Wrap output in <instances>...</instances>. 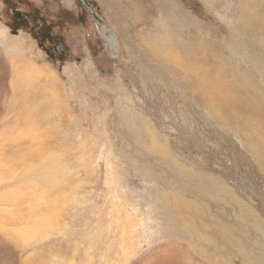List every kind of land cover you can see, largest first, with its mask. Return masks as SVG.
<instances>
[{"label":"rangeland","instance_id":"obj_1","mask_svg":"<svg viewBox=\"0 0 264 264\" xmlns=\"http://www.w3.org/2000/svg\"><path fill=\"white\" fill-rule=\"evenodd\" d=\"M158 1L164 8L174 2L191 18L189 28L167 13L155 24L158 33L171 36L167 41L173 43L172 48L189 44L184 47L190 50L180 57L172 50L167 65L162 57L137 47L135 27L128 17L131 10L122 0H0V28L11 38L29 36L36 50L47 56L38 58L34 53V57L50 63L65 84L72 122L63 131L94 140L91 156L84 159L88 175L83 178L86 185L93 184L91 198L97 206L104 203L110 181L114 204L132 227V262L149 247L155 250L172 243H183L204 263L209 261L202 255L206 253L197 251L194 239L185 240L167 221L156 202L167 193L170 200H182L178 205L171 203L174 208L181 209L186 201L195 207L196 213L185 214L207 226L200 233L218 245L207 252L216 264L248 263L235 245L259 264L254 258L264 254V136L256 138L250 125L259 122L264 133V66L260 62L264 61V0ZM111 23L119 31L112 55L101 30L104 26L112 34ZM147 26L140 22V38L149 39ZM158 43L159 39L153 49H170L165 43L159 48ZM181 61L187 74L179 70ZM199 80L202 87L196 86ZM201 90L204 93H196ZM210 97L220 101V111L211 107ZM68 163L75 164L72 156ZM183 172L211 181L209 188L186 180L179 174ZM204 188L208 191L203 192ZM237 202L244 206L240 208ZM148 211L153 218L149 239L138 235L147 228ZM86 215L69 225L66 245L75 239L87 244L82 231ZM223 226L238 243L232 245L231 237L228 243L220 242L217 230ZM155 238L159 241L151 246ZM62 243L52 241L36 248L46 258ZM66 245L59 250L61 255L65 249L69 254ZM110 251V243L102 242L94 264H110ZM81 259L80 254L75 257L77 262ZM260 260L264 264V258Z\"/></svg>","mask_w":264,"mask_h":264},{"label":"bare ground","instance_id":"obj_2","mask_svg":"<svg viewBox=\"0 0 264 264\" xmlns=\"http://www.w3.org/2000/svg\"><path fill=\"white\" fill-rule=\"evenodd\" d=\"M122 1L138 14L137 17L135 16L136 28L140 26L142 15L145 21L147 20L145 22L142 18L144 23H141L144 27L150 24V27L145 28L146 31L149 28V39H146L144 35L142 38L146 41H142L138 32L135 35V42L139 49L143 48L149 54L162 57L164 63L170 61L168 57H172V50L178 51V57L190 50L188 46L184 47L189 45L188 43L183 44L184 48L180 47L183 48L182 50L178 47L172 48L173 43L167 41L170 35L160 36L157 32L159 30L155 24L165 13L171 20V16H175L178 22L186 27L191 26L190 15L185 14L182 9L173 4L174 2H170L164 8L158 0L150 3L145 0ZM250 18L252 21L257 20L254 16ZM101 30L104 42L106 46H110L109 52L112 55V51L117 50L115 36L113 32L110 34L104 26ZM158 35L159 48H162L165 43L170 49L167 46L165 51L153 49L156 48L153 45L158 40ZM201 44L206 47L205 44ZM204 47L201 49L204 50ZM198 51L200 52L199 48ZM34 53L38 58H42L29 36L19 34L16 38H11L4 29L0 28V264H94L97 248L104 241L110 243V256H107V260L111 261L110 264H119V261H123V264H216L214 258L207 252L216 250L218 245L209 235L200 233V229L207 226L201 220H193L185 214V211L196 213L195 207L186 201L181 209L174 208L171 203L178 205L182 200L177 197L170 200L167 193H162L156 199L164 216L168 218L167 221L185 240L194 239L197 251L206 253L202 255L209 257V261L204 263L183 243H172L171 246L155 250H150L149 247L138 261L132 262L133 243L129 239L132 227L124 221L123 210H119L114 204L110 181L106 185L108 192L105 193L104 203L97 206L91 198L93 184L86 185V180L83 178V174L88 175L84 168V159L91 156L95 145L90 142L94 140L89 135L81 139L77 133L71 135L63 131L64 126L72 122V115L69 114L67 106L68 91L50 63L39 62L34 57ZM206 54L203 53V56H207ZM260 62L264 66V61ZM175 67L181 68L179 70L183 75L188 73L182 61L179 68L177 65ZM203 84L201 81L196 83V86L202 87ZM200 92L204 93L202 90L196 93ZM209 102L217 112L221 110L220 101L217 98L210 97ZM98 119L96 118V124H99ZM250 128L256 138L264 136L259 122L254 121ZM74 139L77 140L76 144H73ZM261 150L263 152V149ZM256 153L259 154L260 151ZM68 156L73 157L74 165L68 163ZM95 161L96 156L94 163ZM179 174L186 180L199 184L200 187L207 185L209 188L211 183L190 173ZM178 189L186 193L185 189L181 187ZM224 190V195H227L228 191ZM206 191L208 189L204 188L203 192ZM239 206L241 208L244 205L239 203ZM97 209L99 211L96 213ZM84 212L87 215L82 220V231L86 232L87 244L83 245L75 239L70 245H66L70 236L69 225ZM145 215L144 223L147 228L145 231H139L138 235H144L149 239L153 236L149 225L153 222V218L149 211ZM107 224L109 225L106 226ZM217 232L220 242L228 243L227 240L231 236L228 237L224 226L219 227ZM168 235L169 233L166 234ZM230 239H233L230 241L232 245L238 243L235 238ZM52 241L63 243L54 248L45 258L36 247H45ZM157 241L159 238H155L151 246ZM63 244L67 246L69 254L66 253V249L63 255L60 254L59 250ZM235 246L244 263L257 264L256 261H250L239 245ZM78 254L82 256L79 262L75 260ZM263 258L264 254L255 257L254 260H258L260 264V259Z\"/></svg>","mask_w":264,"mask_h":264},{"label":"crops","instance_id":"obj_3","mask_svg":"<svg viewBox=\"0 0 264 264\" xmlns=\"http://www.w3.org/2000/svg\"><path fill=\"white\" fill-rule=\"evenodd\" d=\"M152 2V1H151ZM160 2V1H159ZM149 3H150V1H149ZM126 9H129V7H128V5H126ZM131 10V13L129 14V18L131 19V22H132V27H135L134 29H133V35H134V37H135V35H137L138 33V30L139 29H137L136 28V18L134 17V15H133V13H132V9H130ZM133 15V16H132ZM131 16H132V18H131ZM143 19H144V17H143V15L141 16ZM143 19H140V21L142 22V20ZM112 24V23H111ZM112 26V28H111V31L113 32V35L116 37V39H118V36H119V31H118V29L116 28V26L115 25H111ZM147 27H149V26H147ZM148 30H149V28H148ZM160 33V36H161V32H159ZM157 38L159 39V35L157 36ZM140 49H142V50H144L145 51V49H143V48H140ZM39 53H40V55H41V57H44V56H46L45 55V53L43 52V50H40L39 51ZM44 56H43V55ZM47 57V56H46Z\"/></svg>","mask_w":264,"mask_h":264},{"label":"flooded vegetation","instance_id":"obj_4","mask_svg":"<svg viewBox=\"0 0 264 264\" xmlns=\"http://www.w3.org/2000/svg\"><path fill=\"white\" fill-rule=\"evenodd\" d=\"M18 17H20V15H17ZM107 48H108V51L110 50V46H107ZM111 54V53H110ZM113 54V53H112Z\"/></svg>","mask_w":264,"mask_h":264},{"label":"built area","instance_id":"obj_5","mask_svg":"<svg viewBox=\"0 0 264 264\" xmlns=\"http://www.w3.org/2000/svg\"><path fill=\"white\" fill-rule=\"evenodd\" d=\"M95 16H97V14Z\"/></svg>","mask_w":264,"mask_h":264}]
</instances>
